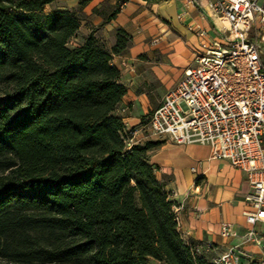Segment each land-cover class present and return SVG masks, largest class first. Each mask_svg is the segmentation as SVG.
I'll use <instances>...</instances> for the list:
<instances>
[{"label":"trees","instance_id":"obj_1","mask_svg":"<svg viewBox=\"0 0 264 264\" xmlns=\"http://www.w3.org/2000/svg\"><path fill=\"white\" fill-rule=\"evenodd\" d=\"M77 1L0 0V260L211 264L150 163L161 142L131 144L117 112L127 89L112 59L131 36L75 42L92 0ZM127 1L94 12L106 24Z\"/></svg>","mask_w":264,"mask_h":264},{"label":"crops","instance_id":"obj_2","mask_svg":"<svg viewBox=\"0 0 264 264\" xmlns=\"http://www.w3.org/2000/svg\"><path fill=\"white\" fill-rule=\"evenodd\" d=\"M210 1L158 0L147 3L128 0L106 24H102L103 17L94 10L112 7L117 0H92L80 12L81 24L75 42L92 30L105 40L108 48L114 44L117 29H123L132 38L128 51L114 56L112 64L119 70L120 81L127 89L117 112L120 114L121 109H126L123 115L125 128L136 132L134 139L144 137L147 122L142 118L158 107L163 96L180 80L183 71L192 66L201 41L214 39V17L207 8ZM77 5V0L55 2L60 10ZM201 31L205 37L199 36ZM260 40L264 44V37ZM209 155V148L204 145L180 146L161 141L150 154V163L159 167L158 179L162 175L169 178L166 190L178 205L179 229L185 239L212 242L215 252L220 253L229 246L244 243L241 239L248 226L242 212L250 188L241 170L226 161L211 160ZM224 222L236 228L238 236L235 239L227 241L220 236V225ZM259 227H264V222ZM243 247L250 249L253 246Z\"/></svg>","mask_w":264,"mask_h":264},{"label":"built area","instance_id":"obj_3","mask_svg":"<svg viewBox=\"0 0 264 264\" xmlns=\"http://www.w3.org/2000/svg\"><path fill=\"white\" fill-rule=\"evenodd\" d=\"M207 8L214 17V39L201 41L192 66L150 113L146 135L134 139L136 132L127 131L131 144L156 139L207 146L211 160L241 170L250 188L242 212L248 226L243 238L249 240L264 222V0H211ZM220 236L231 241L238 234L224 222ZM196 250L211 255V264H244L238 245L217 253L205 242Z\"/></svg>","mask_w":264,"mask_h":264},{"label":"rangeland","instance_id":"obj_4","mask_svg":"<svg viewBox=\"0 0 264 264\" xmlns=\"http://www.w3.org/2000/svg\"><path fill=\"white\" fill-rule=\"evenodd\" d=\"M105 42V40H103ZM74 42V41H73ZM107 46V44L105 43ZM151 112L148 113V116L150 115ZM148 116L146 117L147 119L145 122H148ZM146 135V134H145ZM152 141H157L156 139H153ZM161 142V141H160ZM170 143V142H169ZM242 242H247L245 245H250L253 246L250 249H243L245 246L243 244H239V248L244 254L242 256L241 261L244 264H264V227H259V225L256 228V234L255 237L252 239H241ZM209 261H211V257H209ZM0 264H9L8 261L5 260H0ZM12 264V263H11Z\"/></svg>","mask_w":264,"mask_h":264}]
</instances>
